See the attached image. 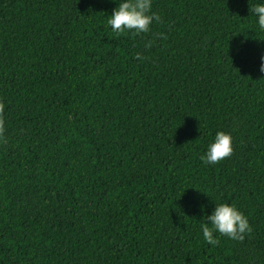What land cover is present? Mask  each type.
Returning a JSON list of instances; mask_svg holds the SVG:
<instances>
[{"label": "trees", "instance_id": "1", "mask_svg": "<svg viewBox=\"0 0 264 264\" xmlns=\"http://www.w3.org/2000/svg\"><path fill=\"white\" fill-rule=\"evenodd\" d=\"M258 2L152 0L116 35L113 0H0V264H264ZM214 203L251 231L204 242Z\"/></svg>", "mask_w": 264, "mask_h": 264}, {"label": "clouds", "instance_id": "2", "mask_svg": "<svg viewBox=\"0 0 264 264\" xmlns=\"http://www.w3.org/2000/svg\"><path fill=\"white\" fill-rule=\"evenodd\" d=\"M116 5L108 15L106 24L116 35L148 32L154 20L159 16L151 11L152 0H113ZM252 14L257 18L256 23L260 30H264V0H259L251 8ZM259 71L264 73V55L260 57ZM233 152L232 136L224 131H217L211 142L200 155V160L205 165L220 162L229 157ZM210 214L205 212L200 223L202 239L208 245L215 246L219 243L220 236L232 240H242L244 235L251 231L247 217L234 205L229 203H214Z\"/></svg>", "mask_w": 264, "mask_h": 264}]
</instances>
